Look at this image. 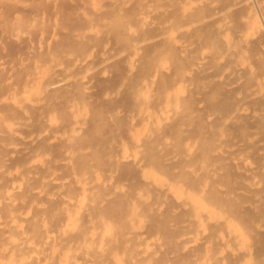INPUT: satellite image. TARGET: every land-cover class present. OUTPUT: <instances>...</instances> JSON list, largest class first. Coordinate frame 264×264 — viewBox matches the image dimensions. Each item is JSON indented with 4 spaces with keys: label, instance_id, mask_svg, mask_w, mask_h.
<instances>
[{
    "label": "bare ground",
    "instance_id": "obj_1",
    "mask_svg": "<svg viewBox=\"0 0 264 264\" xmlns=\"http://www.w3.org/2000/svg\"><path fill=\"white\" fill-rule=\"evenodd\" d=\"M0 264H264V0H0Z\"/></svg>",
    "mask_w": 264,
    "mask_h": 264
}]
</instances>
